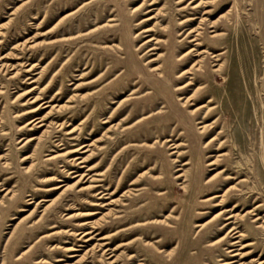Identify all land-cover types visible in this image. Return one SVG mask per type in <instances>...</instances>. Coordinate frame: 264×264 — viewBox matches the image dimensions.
Masks as SVG:
<instances>
[{"label":"rangeland","instance_id":"obj_1","mask_svg":"<svg viewBox=\"0 0 264 264\" xmlns=\"http://www.w3.org/2000/svg\"><path fill=\"white\" fill-rule=\"evenodd\" d=\"M187 2L0 0V264H72L89 246L73 231L95 219L107 226L103 233L128 227L109 240L110 247L118 245L116 264H137L141 258L145 264H221L219 259H232L225 253L231 241L209 246L225 233L218 230L219 215L198 241L194 225L234 203L241 214L260 204L255 212L264 219V0L208 3L211 20L228 12V38L209 44L216 51L222 43L232 46L234 76L243 90V60L251 86L245 96L255 99V105L248 103L251 125L238 122L229 102L236 86L205 76L209 86H223L224 103L216 101L215 114L227 108L216 128L225 131L224 155L212 165L207 163L217 155V143L197 131L196 120L180 105L178 98L190 89L175 90L184 82L174 76L189 65L176 34L196 24L178 22L203 10L193 15ZM150 37L157 42H146ZM224 56L231 58V50ZM159 64L168 65L173 80L150 71ZM173 142L179 147L172 148ZM75 148L79 151L66 153ZM223 167L232 179L216 173ZM177 169L196 175L189 191L180 187ZM215 173L216 185L201 190ZM235 183L241 191L224 193ZM212 195H222V201H201ZM114 215L125 220L109 227ZM153 218L170 225H134ZM244 219L239 222L248 234L243 242L255 244L230 248L252 249L246 261L264 258V229ZM71 245L81 249L77 257L65 250ZM133 253L137 256L128 259ZM97 256L93 264H109L110 254Z\"/></svg>","mask_w":264,"mask_h":264},{"label":"bare ground","instance_id":"obj_2","mask_svg":"<svg viewBox=\"0 0 264 264\" xmlns=\"http://www.w3.org/2000/svg\"><path fill=\"white\" fill-rule=\"evenodd\" d=\"M181 1H184V0H178V2H181ZM212 1L214 0H198L196 3L193 4V0H188L187 2L188 4L186 6H188V8L190 9H193L194 11L193 15L199 13V11H196L197 8L202 7L203 10L201 11V14H199L197 17L196 16L186 17L185 19L178 22V24H181L187 21H193L191 24H194V22L196 21V24L192 27H189V28L187 27L186 29L179 31L176 34L179 37L181 36V38L177 40V42H179V45H181L183 48H186L182 56H187L189 65L186 69H183L180 72L178 71L179 74L174 76L176 80L179 79V77L183 78L181 82H184L182 85L177 86L175 90H180V89L185 88L187 90L190 89L191 91L189 95L178 98L180 105L185 106L187 108V113L192 115L193 119L196 120L195 123H196L197 131L199 133L208 132L209 133L208 136L212 135L210 138V141H215L217 143V146L214 148V150L218 151V153L217 155L214 156V159H212V161L207 163V165L215 164L216 161H218V158L224 155V153L223 154L220 153V147L222 146L224 142V141H220V138L223 136L225 131L222 129L223 128L222 127L216 132V128L219 126V123L221 122L223 115L227 114L226 113L227 108L225 106H222L223 112L221 111L220 115L215 114V111H216L215 109L217 108L216 101L223 102V98L219 91V89L223 88V86L222 84L220 86L218 85L209 86L210 82L207 81L205 76L211 75L214 81H216L219 77H221L223 80L225 79L224 81L227 83V85L233 84L236 86L237 91L233 94V97L229 98V102L231 103L233 110L237 111L236 120L238 122L251 125V121L253 118L251 116V110H250L248 103H250L251 106L255 105V99L253 97L251 98L249 96H245L244 90H250L251 86H250V81H249V69L247 70L244 68L243 60H242V66H243L242 70H243V77L245 79V82L242 81L243 90H241L239 87L240 84L238 83V80L234 76L235 64H234V60L232 57L233 56L232 46L229 43L225 44L221 42L223 47H221L220 51H216V48L212 47L209 44L208 40L214 41L218 39L220 41L222 39L228 38L227 32L224 30L226 29L225 20L228 19V12L221 13L218 18H216L215 20H211V17L214 15V13L212 12L214 11H210L208 3ZM190 4H192L191 7H189ZM186 6H183L181 9L185 8ZM153 18H154V15H151L145 18V20H149ZM191 24H189L188 26H190ZM184 26H187V24ZM152 40H155L154 43L157 42L156 37H150L149 39L146 40V42L152 41ZM187 43L189 45L185 46V44ZM237 47H238L237 54H239L240 49H241L239 42L237 43ZM230 50H231V58H229L228 60L224 59L225 57L224 54L226 52L229 53ZM158 57H159V54L157 55V57L152 58L151 60H148V62L155 61L158 59ZM209 58L212 59L210 68L208 67ZM253 62H254V66L256 67V70L259 72V67L257 65L256 58L253 60ZM150 71H153L157 77H163V78L168 77L171 80L174 79L171 73H169L168 65L165 66L163 64H159L157 66L150 68ZM262 75L264 76V69H263ZM262 81L264 84V77ZM261 90L264 93V85L261 88ZM67 101H70V100H67ZM223 103L222 105H224ZM32 111L33 110H30L28 111V113ZM33 121L34 120L29 121L28 124H31V122ZM105 121L106 120H104L103 122ZM41 125L43 124H39L38 126H41ZM67 133H71V131ZM183 134H187V131H180L179 135H183ZM33 139L34 138L31 137L27 141H30ZM166 141H170V140L166 139ZM215 142L214 144H216ZM171 145H172V148H175V147H179L180 144L179 143L175 144V142H173L171 143ZM77 151H79L78 148H75V149L69 150L66 153H74ZM66 153L52 155L48 158L55 159L59 156L65 155ZM175 153H177V151ZM187 163L188 161H184L182 165L187 164ZM177 170H180V172L177 174V177H179V179H182V181L179 183L180 187L182 189H186L189 191L188 187L191 185V183H193L196 180V175L192 176L190 171L187 169H177ZM228 171H229L228 167H223L221 170H219L216 173L221 174V176H223L222 179H232L231 175H229L231 173H229ZM216 173L213 174V176L205 180L204 182L205 186H202L201 190H207L216 185V181H215L216 176H217ZM242 181H244V178L240 179L236 183H239ZM236 183L228 186L225 189L224 193L230 190L241 191V189L237 187ZM241 196H242V193H241ZM241 196H236V197L238 198ZM251 196L252 194H250L247 197L249 198L248 201L250 200ZM217 197H220L219 201H222V198H223L222 195L221 196L212 195L211 197L205 198L204 200H201V201H206V200L217 198ZM113 202H114L113 200H110L106 203V205H109ZM219 204L220 202H216L213 205H219ZM238 206L239 205L237 203H234L231 207L222 206L221 210L217 212L214 216H212L211 219L203 223H196L194 227L198 228L197 233H199L196 240L198 241L200 239L199 237L202 231L211 227L213 224L217 222L216 220L213 221L212 219L216 217L217 215H219L220 220L222 221L220 222L221 224L218 230H222L225 233L220 238H217L215 241H211L209 243V246L218 247L219 245L226 244L227 240L231 241V243L228 244L229 247L227 246L225 248V253H227L228 256H230L232 259L230 260L219 259V261H221V264H233V263H236V264H264V258H261L260 254L257 257H252L250 260L246 261V259L250 257V254L252 253V249H247L244 251L242 250L237 251L239 249H245L246 247L248 248L255 244V242L253 241L243 242V240L248 237V234L246 230H243L240 228L241 224L239 222L244 223L245 222L244 218L247 219V217H249L251 218L250 222L253 223V225H255L254 227L256 229H264V219L262 218V216H260L258 213L255 212L257 211L260 204L253 206V208L247 209L246 212H244L243 214H241L240 211H235ZM102 217H104V215ZM123 218H124L123 215H114L113 221L110 222L109 227L114 226L115 224H118V225L122 224L123 221L125 220ZM99 223H100L99 220H96V219L95 221L93 220L91 222H83L80 225H88V228L82 229L78 233H76L77 231L75 230L73 231L76 237L80 236L79 238H77V240H81L82 242H85L87 243V245H89L88 248L84 251V253L81 254L80 256H78L79 254L75 252H79L81 249L74 248L72 245L65 248L66 251L73 252L71 253V256L69 257L78 256V258L75 260L74 263L84 260L89 264L90 263L93 264L94 258L97 256L96 255L94 257L93 255L94 253H98V252H100V254L97 256V260L102 259L107 254H110V256L107 259L105 258L108 261V263L109 264L117 263L118 255L113 254V252L117 250L118 245L110 247L109 240H111V237L112 236L114 237L119 231L125 230L128 227L117 229L113 232L103 233L102 231H105L107 226L100 227ZM149 224H166L168 226L170 225L164 219H158V218L144 220L141 222L138 221L134 225L139 226V225H149ZM70 230L71 229L67 231H70ZM237 242H238L237 245H239L240 247L237 250L231 249L230 246H235ZM144 244H147V242H144ZM89 255H92V256H89ZM136 256L137 255L133 253V254H130L127 258L131 259V258H135ZM89 257H91L90 260H88ZM234 258H237V259H234ZM140 260L141 261H139L137 264L146 263L144 259L141 258ZM60 264H68V263L63 262Z\"/></svg>","mask_w":264,"mask_h":264}]
</instances>
